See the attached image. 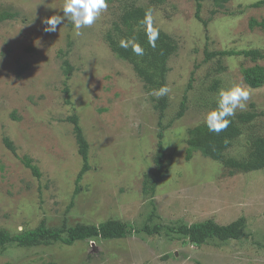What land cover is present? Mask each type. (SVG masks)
<instances>
[{"label": "rangeland", "instance_id": "rangeland-1", "mask_svg": "<svg viewBox=\"0 0 264 264\" xmlns=\"http://www.w3.org/2000/svg\"><path fill=\"white\" fill-rule=\"evenodd\" d=\"M258 1L231 0L213 15L217 9L207 0L200 10L205 26L195 18V0H110L101 18L75 36L67 20L56 32L44 31L45 18L63 15L64 0H0V16L17 14L0 22V230L16 234L42 222L60 229L109 219L136 230L127 239L93 245L14 246L0 251V264H264V170L230 176L200 153L187 161L185 143L188 131L204 124L216 107L221 88L248 87L243 70L264 68V60L243 56L206 60L212 52L264 53V28H250L251 20H264V5L248 7ZM135 2L152 4L157 27L178 44L167 65L170 91L159 98L105 42L121 11ZM65 61L73 68L69 75ZM23 66L28 69L18 77ZM248 88L247 108L235 117L256 112L249 131L264 134V85ZM161 98L167 102L163 117L155 107ZM73 115L85 132L93 168L79 183V194L83 159L67 121ZM161 132L170 171L154 194L145 195L144 174L155 169ZM247 136L235 141L231 157L244 154ZM25 157L39 168L40 178L25 167ZM240 217L247 221L240 241L195 246L169 230L206 220L227 225ZM147 223L162 229L149 236L141 232Z\"/></svg>", "mask_w": 264, "mask_h": 264}, {"label": "trees", "instance_id": "trees-1", "mask_svg": "<svg viewBox=\"0 0 264 264\" xmlns=\"http://www.w3.org/2000/svg\"><path fill=\"white\" fill-rule=\"evenodd\" d=\"M163 1L159 0V2ZM205 1L207 0H195L198 6L195 18L207 26V22L200 16V10ZM210 1L213 2L217 9L211 11V14L215 15L219 9L224 8L231 0ZM262 5H264V0L255 2L248 7L259 8ZM149 11L153 15L154 27L159 29V36L154 48L148 43L147 36L145 35V26L142 23L145 14ZM121 12L118 16V24L115 23L112 31H109L106 35L105 42L119 60L125 61L133 67L137 76L143 81L145 90L148 93H153L154 90H158L160 87L166 85L167 65L170 58L178 51L177 41L171 33L157 27L152 4L146 7H140L135 2L129 9L124 8ZM16 16L17 14L3 13L0 16V22L9 18L13 19ZM250 28H264V20L261 22L251 20ZM131 37H135L144 48L143 56H137L133 53L131 47L127 49L120 47L119 42L121 39ZM223 56H243L255 63L258 60H264V53L258 49L207 53L206 60H211L215 57L222 58ZM64 63L67 68L66 74H71L73 72L72 66L68 61ZM27 69V66L21 67L17 72V76L20 77ZM243 77L248 87L251 89H259L264 85V68L255 65L252 68L244 69ZM217 87L218 81L215 82L212 91L217 90ZM155 107L162 112L161 117H163V111L167 107V102H165L164 98H161L159 104ZM181 107L182 109L185 108V102L182 103ZM251 107L254 108V105H251ZM182 116V112L177 115L178 119ZM256 117V112L243 113L237 115V117H231L232 123L219 134L209 132L206 123L191 128L185 140L186 160L191 161L196 153H200L204 158L221 164L230 176H234L237 173L249 174L264 170V134L258 132L254 134V131H249L254 130L255 126L252 123ZM67 121L73 125V135L75 136L79 153L83 159V168L77 179L76 194H79V183L83 176L93 170L90 165V146L86 140L85 132L80 124L79 118L73 115L67 118ZM160 126H162L161 122ZM245 134H248V136L242 145L244 154H241L239 157H231L229 154L231 147L235 141L244 137ZM158 137L161 141L158 143V150L154 156L155 169L150 173L144 174L143 193L145 195L149 192L154 194L157 186L170 171L172 159L168 157V160L165 162L167 150L165 142L162 141L164 134L161 132ZM5 145L16 155V148L9 139H5ZM22 162L26 168L32 171L34 176L37 178L41 177L39 168L33 165L30 158L25 157L22 159ZM152 218L153 216L151 215L149 221ZM161 229L160 225L152 227L147 223L142 227L141 232L152 236L158 234ZM169 230L181 236L185 244L204 246L211 241L227 243L243 240L246 237L247 221L244 217H240L230 224L219 225L213 220H206L191 225L182 224L178 228H169ZM135 231L134 226L118 219H109L99 224H79L69 228L63 226L60 229L49 228L45 222H42L37 228L26 229L16 234H11L6 230H0V251L3 252L14 246L20 248H37L40 246H50L54 243L73 246L78 241H88L90 245H93L97 241L124 240Z\"/></svg>", "mask_w": 264, "mask_h": 264}, {"label": "clouds", "instance_id": "clouds-1", "mask_svg": "<svg viewBox=\"0 0 264 264\" xmlns=\"http://www.w3.org/2000/svg\"><path fill=\"white\" fill-rule=\"evenodd\" d=\"M109 8V0H64L62 12L63 15H52L45 18L42 22L45 24L44 31L53 33L58 30L65 20L70 22L75 36L83 35V29L92 27ZM145 26V35L151 47L156 46V40L159 36V29L154 27L153 15L149 11L145 14L142 21ZM121 48L131 47L133 53L137 56L144 55V48L135 37L121 39ZM170 88L165 85L158 90L153 91L157 98L165 96ZM251 91L242 84H235L227 89L221 88L218 92L216 107L208 111L205 115V123L208 131L219 134L232 123L231 117H235L237 110L244 111L247 108V102L250 99ZM19 230H23L22 227Z\"/></svg>", "mask_w": 264, "mask_h": 264}]
</instances>
